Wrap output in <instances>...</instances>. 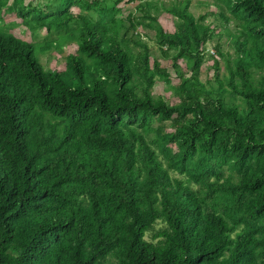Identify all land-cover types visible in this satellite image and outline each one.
<instances>
[{"label":"trees","instance_id":"1","mask_svg":"<svg viewBox=\"0 0 264 264\" xmlns=\"http://www.w3.org/2000/svg\"><path fill=\"white\" fill-rule=\"evenodd\" d=\"M123 1L6 14L77 49L0 29V264H264V0Z\"/></svg>","mask_w":264,"mask_h":264},{"label":"rangeland","instance_id":"2","mask_svg":"<svg viewBox=\"0 0 264 264\" xmlns=\"http://www.w3.org/2000/svg\"><path fill=\"white\" fill-rule=\"evenodd\" d=\"M104 5L107 7H112L114 4V0H102ZM144 1H155L157 3H159L160 5L163 6H168L171 5L173 2H175L176 0H144ZM13 2L14 0H9L8 5L6 6L5 9H3V13L1 14V16H3V22L0 23V29L1 30H14V28L16 29V32L20 35V37H22L25 40H29L31 43H34L35 45V53L37 58L39 59V61L42 63L43 67L45 70L47 71H53V70H62L64 68L65 65V57H67V55L69 54H74L76 52V45L74 43H66L63 44L61 46V48H56V47H52L49 50H45L44 52H40V44L47 39V35L45 33V31L41 30V29H28V28H24L22 27V25L19 24H15V25H10L7 24L6 21H9L10 18L8 17V15H6L7 13H11L12 12V8H13ZM215 0H191L190 3V11H192L195 15L197 14H205V13H210V11H215V7H214V3ZM24 3L27 4H32V5H38L40 7H44V6H49L50 8H54L57 4H58V0H24ZM137 3H128V0H124L120 5L115 6L118 9V17L121 18H125L126 16L130 15V14H134V15H139L136 11H135V5ZM120 11V12H119ZM93 17L96 18V14H93ZM0 16V17H1ZM164 17L161 16L159 20L163 21ZM212 17H210L208 19V21H211ZM12 21V20H11ZM222 21H221V25H222ZM166 28L171 30V25L168 23H165ZM14 27V28H13ZM233 30V27H229ZM140 31H142L144 34H142V37L144 38V40L146 41L148 47L151 49L152 53H151V58L150 61L151 63L153 62V60H158V62L161 64L162 67L167 68L168 70H170L172 72V68H171V62L169 60H164L161 58V55L157 49V47L154 44V32L152 30L146 29H138ZM222 29H220L221 32ZM53 36L50 37V39H55L58 35V33L54 32V34H52ZM137 49H135L136 51ZM213 50L212 48L209 49ZM207 65H205L203 67V73H208V76L211 77L212 75V70H210V68L208 67L209 62L206 63ZM166 93H168V86L161 81H158L155 85V87L153 88V94L155 96H164L166 95Z\"/></svg>","mask_w":264,"mask_h":264},{"label":"built area","instance_id":"3","mask_svg":"<svg viewBox=\"0 0 264 264\" xmlns=\"http://www.w3.org/2000/svg\"><path fill=\"white\" fill-rule=\"evenodd\" d=\"M209 52H210L211 54H214V51H213V50H210Z\"/></svg>","mask_w":264,"mask_h":264}]
</instances>
